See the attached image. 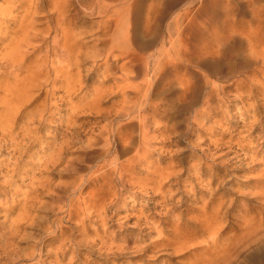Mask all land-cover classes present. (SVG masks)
<instances>
[{
    "label": "rangeland",
    "instance_id": "1",
    "mask_svg": "<svg viewBox=\"0 0 264 264\" xmlns=\"http://www.w3.org/2000/svg\"><path fill=\"white\" fill-rule=\"evenodd\" d=\"M184 1L0 0V264H264V0Z\"/></svg>",
    "mask_w": 264,
    "mask_h": 264
},
{
    "label": "bare ground",
    "instance_id": "2",
    "mask_svg": "<svg viewBox=\"0 0 264 264\" xmlns=\"http://www.w3.org/2000/svg\"><path fill=\"white\" fill-rule=\"evenodd\" d=\"M123 1H124V0H123ZM163 1H164V2L161 3V4H162V9L160 8L161 11L159 10L160 12H158V14H157L158 19H160L161 17H163V15H164L163 13H165V11H166L165 9H166L167 7L174 6V5H176L178 2H182V1H184V0H163ZM215 1H216V0H204L203 3L201 4V6L205 7V9H207L208 7H209V8H212V5H215V4L217 3V2H215ZM65 2H66V1H65ZM114 2H115V1H114ZM114 2H113V3H114ZM184 2H185V1H184ZM58 3H59V2H58ZM118 3H119V2H118ZM122 3H123V2H122ZM59 4H60V3H59ZM61 4H62V2H61ZM66 4H69V3H66ZM126 4H127V3H126ZM109 5H110V4H109ZM114 5H115V4H113V6H114ZM59 6H60V5H59ZM128 6H129V5H128ZM29 8H31V7H29ZM58 8L61 9L60 7H58ZM65 8H66V7H65ZM171 8H172V7H171ZM99 9H100V8H99ZM158 9H159V8H158ZM35 10H37V9H35ZM63 10H64V9H63ZM63 10H62V11H63ZM68 10H69V9H68ZM0 11H1V10H0ZM26 11H27V10H26ZM66 11H67V10H66ZM113 11H114V10H113ZM116 11H117V10H116ZM118 11H120V10H118ZM121 11H122V10H121ZM6 12H7V11H6ZM27 12H28V11H27ZM31 12H32V11H31ZM31 12H30V13H31ZM122 12H123V11H122ZM32 13H33V12H32ZM35 13H36V12H35ZM106 13H107V12H106ZM116 13H117V12H116ZM166 13H167V12H166ZM166 13H165V14H166ZM1 14H2V13H1ZM24 14H25V13H24ZM37 14H38V13H37ZM59 14H60V13H59ZM59 14H58V15H59ZM62 14H63V13H62ZM28 15H29V14H28ZM58 15H57V16H58ZM107 15L110 16V13L107 14ZM123 15H124V14H123ZM6 16H7V15H6ZM21 16H22V15H21ZM21 16H19V18H20ZM26 16H27V15H26ZM29 16H30V15H29ZM29 16H28V17H29ZM45 16H46V15H45ZM45 16H44V17H45ZM57 16H55V17H57ZM59 16H61V14H60ZM64 16H66V15H64ZM111 16H112V15H111ZM111 16H110V17H111ZM4 17H5V16H4ZM12 17H13V16H12ZM14 17H15V16H14ZM28 17H25V19L28 18ZM121 17H122V16L120 15V18H121ZM165 17H166V16H165ZM16 18H17V16H16ZM47 18H48V17H47ZM57 18H58V17H57ZM67 18H68V17H67ZM106 18H107V17H106ZM123 18H124V17H123ZM177 18H178V17H177ZM20 19H21V18H20ZM25 19H24V20H25ZM29 19H30V18H29ZM33 19H34V17H33ZM35 19H36V18H35ZM52 19H53V18H52ZM58 19H59V18H58ZM39 20H40V19H39ZM53 20H54V19H53ZM66 20H67V19H66ZM121 20H123V19H121ZM13 21H14V20H13ZM17 21H18V19H17ZM26 21H27V20H26ZM26 21H25V22H26ZM28 21H30V20H28ZM33 21H34V20H33ZM54 21L56 22V20H54ZM59 21H60V20H59ZM68 21H69V20H68ZM117 21H119V20H117ZM35 22H36V21H35ZM72 22H73V21H72ZM112 22H115V21H112ZM19 23H20V22H19ZM57 23H58V22H57ZM110 23H111V22H110ZM121 23H122V22H121ZM124 23H125V22H124ZM22 24H24V23H22ZM43 24H44V23H43ZM115 24H116V23H115ZM52 25H53V24H52ZM58 25H59V24H58ZM72 25H73V24H72ZM108 25H109V24H107V26H108ZM111 25H113V24H111ZM26 26L29 27V26H31V24L27 25V23H26ZM26 26H25V27H26ZM49 26H50V25H49ZM53 26H54V25H53ZM65 26H71V24H69V25H65ZM117 26H119V25H117ZM28 27H27V29H23L24 27H23V28L21 27V28H22L21 30H23L22 33H21V36H22V34H23V37H22L21 40L18 39V40L20 41L19 44H17V43H18V40L15 39V40H17V41H16V45H15V46H14V43H12V44H13V47H14L13 50H15V49H19L18 46H20L22 43L24 44L25 42L30 41V40H32V39L34 38V37H31L30 35L35 34V33L33 32V33L30 34L31 31L28 30L30 27H29V28H28ZM35 27H36V26H35ZM40 27H42V26H40ZM47 27H48V26H46V28H47ZM74 27H75V26H74ZM74 27H73V29H74ZM31 28H32V27H31ZM53 28H54V27H53ZM56 28H57V27H56ZM59 28H60V27H59ZM64 28H65V27H63V29H64ZM115 28H116V27H115ZM122 28H123V27H122ZM126 28H127V27H126ZM43 29H44V28H43ZM48 29H49V28H48ZM66 29H68V28H66ZM70 29H71V28H70ZM37 30H38V28H37ZM116 30H117V29H116ZM34 31H35V30H34ZM39 31H40V30H39ZM57 31H58V30H57ZM63 31H64V30H63ZM71 31H72V30H71ZM71 31H70V32H71ZM125 31H126V30H125ZM0 32H1V31H0ZM6 32H7V31H6ZM20 32H21V31H20ZM45 32H46V31H45ZM55 32H56V30H55ZM59 32H60V31H59ZM59 32H58V33H59ZM61 32H62V31H61ZM67 32H68V31H67ZM112 32H113V31H112ZM40 33H41V32H40ZM40 33H39V34H40ZM68 33H69V32H68ZM104 33H105V32H104ZM115 33H116V32H115ZM117 33H118V32H117ZM124 33H126V32H124ZM18 34H19V33H18ZM39 34H38V35H39ZM44 34H45V33H44ZM4 35H5V34H4ZM8 35H9V34H8ZM125 35H126V34H125ZM63 36H64V35H63ZM61 37H62V36H61ZM67 37H69V36H67ZM75 37H76V36H75ZM120 37H122V32L119 33V35L116 37V42H115V44L112 45V46H115V45L118 46V44H119V45L124 44L125 40H124V41H122L121 39L118 40V38H120ZM124 38H125V37H124ZM5 39H6V38H5ZM46 39H47V37H46ZM46 39H45V40H46ZM63 39H64V38H63ZM63 39H61V41H63ZM71 39H72V37H71ZM10 40H11V39H10ZM15 40H14V41H15ZM36 40H37V39H36ZM36 40H35V41H36ZM217 40H218V39H217ZM217 40H216V41H217ZM32 41H34V40H32ZM37 41H40V40H37ZM64 41H65V40H64ZM75 41H76V40H75ZM114 41H115V40H114ZM114 41H113L112 43H114ZM7 42H9V41H7ZM11 42H12V41H11ZM51 42H52V41H51ZM54 42H55V41H54ZM54 42H53V43H54ZM44 43H45V42H43V44H44ZM55 43H56V42H55ZM65 43H66V42H65ZM104 43H105V42H104ZM112 43H111V44H112ZM3 44H4V43H3ZM8 44H11V43H8ZM75 44H76V43H75ZM108 44H109V43H108ZM111 44H110V46H111ZM40 45H41V44H40ZM56 45H57V44H56ZM105 45H106V44H105ZM207 45H208V44H207ZM11 46H12V45H11ZM35 46H36V45H35ZM41 46H42V45H41ZM50 46H51V45H50ZM74 46H75V45H74ZM110 46H109V47H110ZM6 47H7V44H6ZM23 47H24V46H23ZM31 47H33V46H31ZM31 47H30V50L32 49ZM38 47H39V46H38ZM69 47H70V46H69ZM71 47H72V46H71ZM77 47H78V46H77ZM115 47H116V46H115ZM24 48H25V47H24ZM42 48H43V47H42ZM104 48H105V47H104ZM116 48H117V47H116ZM21 49H22V48H21ZM54 49H55V48H54ZM69 49L73 50L72 48H69ZM105 49H106V48H105ZM112 49H113V48H112ZM9 50H11V49L9 48ZM13 50H12V51H13ZM27 50H28V49H27ZM40 50H41V49H40ZM42 50H43V49H42ZM98 50H99V49H98ZM98 50H97V51H98ZM15 51H16V50H15ZM23 51H24V49H23ZM214 51H215V50H214ZM16 52H17V51H16ZM33 52H34V51H33ZM56 52H57V51H56ZM68 52H69V51L67 50V53H68ZM74 52H75V51H74ZM100 52H101V51H100ZM120 52H121V51H120ZM120 52H119V53H120ZM123 52H124V51H122L121 54H122ZM125 52H127V51H125ZM259 52H260V51H259ZM8 53H12V52H8ZM24 53H25V52H24ZM31 53H32V52H31ZM39 53H40V52H39ZM105 53H106V52H105ZM2 54L7 55V54L5 53V51L2 52L1 55H2ZM14 54H15V53H14ZM14 54H13L12 56H13V57H16V55L14 56ZM16 54H18V53H16ZM20 54H21V52H20ZM35 54H37V52H36ZM114 54H115V52H114ZM1 55H0V56H1ZM8 55H10V54H8ZM32 55H33V54H32ZM115 55H116V54H115ZM131 55H132V54H131ZM191 55H192V54H191ZM193 55H194V54H193ZM12 56H8V60L10 61V63H12V60H11V59H14V58H12ZM19 56H20V55H19ZM19 56H18L16 59H18ZM56 56H57V55H56ZM66 56H67V55H66ZM66 56H65V57H66ZM68 56H69V55H68ZM72 56H73V55H72ZM129 56H130V55H129ZM129 56H128V57H129ZM195 56H196V55H195ZM1 57H2V56H1ZM5 57H6V56H5ZM22 57H23V56H21L20 59H21ZM26 57H27V56H26ZM34 57H35V55H34ZM70 57H71V55H70ZM111 57H112V56H111ZM120 57H121V56H120ZM193 57H194V56H193ZM200 57H202V56H200ZM71 58L73 59L74 57H71ZM194 58H196V57H194ZM27 59H30V58H27ZM75 59H76V58H75ZM115 59H116V58H115ZM124 59H125V58H124ZM198 59H199V58H198ZM213 59H214V58H213ZM8 60H7V61H8ZM25 60H26V59H25ZM30 60H31V59H30ZM30 60H29V61H30ZM32 60H33V58H32ZM32 60H31V61H32ZM67 60H69V59H67ZM76 60H78V59H76ZM104 60H105V59H104ZM121 60H122V59H121ZM121 60H120V61H121ZM200 60H201V58H200ZM9 61H8V62H9ZM14 61H15V59H14ZM31 61H30V62H31ZM34 61H35V59H34ZM54 61L56 62V60H54ZM54 61H53V62H54ZM74 61H75V60H74ZM114 61H115V60H114ZM205 61H206V60H205ZM2 62H3V61H2ZM4 62H5V60H4ZM8 62H7V64H8ZM25 62H26V61H25ZM25 62H24V63H25ZM37 62H38V61H37ZM37 62H36V64H37ZM71 62H73V61H71ZM216 62H217V61H216ZM13 63H14V62H13ZM33 63H35V62H33ZM33 63H31L30 65H32ZM38 63H39V62H38ZM47 63H48V62H47ZM107 63H109V61H108ZM112 63H113V62H112ZM120 63H121V62H120ZM0 64H2V63H0ZM3 64H4V63H3ZM7 64H6V65H7ZM19 64H20V62H19ZM25 64H26V63H25ZM55 64H56V63H55ZM55 64H53V65H55ZM67 64H68V63H67ZM76 64H77V63H76ZM76 64H74V65H76ZM125 64H126V63H125ZM213 64H214V62H211V63H210L211 66H212ZM65 65H66V64H65ZM105 65H106V63H105ZM108 65H109V64H108ZM117 65H118V64H117ZM119 65H120V64H119ZM208 65H209V64H208ZM0 66H1V65H0ZM3 66H4V65H3ZM18 66H19V65H18ZM27 66H28V65H27ZM27 66H26V68H27ZM46 66H47V64H46ZM71 66H73V64H72ZM121 66H122V65H121ZM205 66H206V64H205ZM213 66H215V64H214ZM10 67H12V66H10ZM14 67H15V66H14ZM34 67H37V66H34ZM47 67L49 68V66H47ZM61 67H63V66H61ZM61 67H59V68L61 69ZM2 68H3V67H2ZM37 68L39 69L40 67L38 66ZM63 68H64V67H63ZM7 69H8V67H7ZM31 69H32V68H31ZM64 69H65V68H64ZM0 70H1V69H0ZM26 70H27V69H26ZM44 70H46V68H45ZM44 70H43V71H44ZM69 70H70V69H69ZM72 70H73V69H72ZM6 71H7V70H6ZM27 71H28V70H27ZM30 71H31V70H30ZM53 71H54V70H53ZM15 72H16V71H15ZM58 72H59V71H58ZM69 72H70V71H69ZM11 73H12L11 70H9V71H7L6 74H7V75H11ZM20 73H21V72H20ZM28 73H29V72H28ZM60 73H61V72H60ZM65 73H66V72H65ZM65 73H63V74H65ZM0 74H1V72H0ZM18 74H19V73H18ZM30 74L32 75V72H31ZM30 74H29V75H30ZM31 75H30V78H31ZM69 75H70V74H69ZM23 76H24V75H23ZM33 76H34V75H33ZM36 76H37V74H36ZM40 76H41V75H40ZM52 76H53V72H52ZM62 76H64V75H62ZM67 76H68V74H67ZM74 76H75V74H74ZM13 77H14V76H13ZM25 77H26V76H25ZM71 77H72V76H71ZM10 78H11V77H10ZM15 78H16V76H15ZM32 78H33V77H32ZM35 78H36V77H35ZM37 78H38V77H37ZM59 78H60V77H59ZM66 78H67V77H66ZM68 78H69V77H68ZM2 79H3V78H2ZM8 79H9V78H8ZM21 79H22V78H21ZM42 79H43V78H42ZM62 79L65 81V78H62ZM74 79H75V78H72V80H74ZM0 80H1V79H0ZM3 80H4V79H3ZM3 80H2V81H3ZM10 80H13V78L10 79ZM24 80H25V79H24ZM67 80H68V79H67ZM72 80H71V81H72ZM7 81H9V80H7ZM19 81H20V80H19ZM28 81H29V80H28ZM33 81H35V80H33ZM37 81H38V80H37ZM61 81H62V80H61ZM64 81H63V82H64ZM23 82H24V81H23ZM23 82H22V84H24ZM45 82H46V81H45ZM68 82H69V81H68ZM72 82H73V81H72ZM6 83H7V82H6ZM13 83H14V81H13ZM20 83H21V82H20ZM20 83H19V86H20ZM25 83H27V82H25ZM39 83H40V82H39ZM59 83H60V82H59ZM1 84H2V82H1ZM36 84H37V83H36ZM65 84H66V83H65ZM71 84H72V83H71ZM11 85H12V84H11ZM26 85H27V84H26ZM37 85H38V84H37ZM46 85H47V84H46ZM61 85H62V84H61ZM74 85H76V84H74ZM7 86H9V85H7ZM7 86H6V87H7ZM12 86H13V85H12ZM21 86H22V85H21ZM24 86H25V85H24ZM34 86H35V85H34ZM2 87H5V86L3 85ZM61 87H62V86H61ZM64 87H65V90H66V89H67V86L64 85ZM64 87H63V88H64ZM72 87H73V86H72ZM17 88H18V87H15V86H14L13 88H8V87H7L5 90L3 89V90L6 91L8 94H10V96H12V97H16V100H13V99L11 100V101H16L15 103L12 102V103H14V104H16L17 102L19 103L20 101L24 100L25 97L27 98V96H28L27 93L25 94V92H27V89H26V88H24V87L21 88V89H17ZM34 88H35V87H34ZM215 88H216V87H215ZM0 90H1V89H0ZM3 90H2V91H3ZM21 90H22V91H21ZM34 90H35V89H34ZM72 90H73V88H72ZM72 90H71V91H72ZM2 91H1V93H3ZM43 91H44V90H43ZM66 91H67V90H66ZM66 91H65V92H66ZM15 92H17V94H19V96H18ZM37 92H38V91H37ZM210 92H211V91H210ZM1 93H0V95H1ZM4 93H5V92H4ZM21 93H24V95H27V96L23 97V94H21ZM30 93H31V92H30ZM30 93H29V95H30ZM35 93H36V92H35ZM35 93H34V94H35ZM41 93H42V92H41ZM46 93H47V92H46ZM71 93H72V92H71ZM239 93H240V92H239ZM12 94H14V95H12ZM31 94H33V92H32ZM72 94H73V93H72ZM74 94H75V93H74ZM210 94H211V93H210ZM65 95H66V93H65ZM68 95H69V94H68ZM1 96H2V95H1ZM30 96H31V95H30ZM37 96H38V95H37ZM4 97H5V96H4ZM12 97H10V98H12ZM67 97H68V96H67ZM210 97H211V96H210ZM210 97H209V98H210ZM5 98H6V97H5ZM10 98H9V99H10ZM28 98H29V96H28ZM35 98H36V97H35ZM68 98H69V97H68ZM14 99H15V98H14ZM45 99L47 100V98H45ZM69 99H70V98H69ZM32 100H33V99H32ZM93 100H95V99H93ZM0 101H3V100L0 99ZM7 101H8V100H7ZM9 102H10V101H9ZM24 102H25V101H24ZM42 102H43V101H42ZM42 102H41V103H42ZM5 103H6V102H5ZM25 103H26V102H25ZM45 103H46V101H45ZM125 103H126V102H125ZM129 103H130V100H129ZM3 104H4V102H3ZM6 104L9 105V103H6ZM20 105H21V104H20ZM23 105H24V104H23ZM41 105H42V104H40L39 106H41ZM44 105H45V104H44ZM71 105H72V104H71ZM126 105H127V104H126ZM15 106H16V105H15ZM127 106H128V105H127ZM5 107H8V106H5ZM17 107H18V105L16 106V108H17ZM20 107H21V106H20ZM41 107L43 108V105H42ZM139 107H141V106H139ZM3 108H4V106H3ZM11 108H12V104H11ZM14 108H15V107L13 106L12 109H14ZM39 108H40V107H39ZM39 108H37V109L39 110ZM47 108H48V107H47ZM74 108H75V107H74ZM128 108H129V107H128ZM6 109H10V108L8 107V108H6ZM72 109H73V108H72ZM72 109H71V110H72ZM77 109H78V107H77ZM123 109H127V108H123ZM16 110H17V109H16ZM127 110H128V109H127ZM42 111H43V109H42ZM120 111H121V110H120ZM0 112H1V111H0ZM7 112H8V111H7ZM9 112H10V111H9ZM19 112H20V111H19ZM37 112H38V111H37ZM71 112H72V111H71ZM74 112H75V111H74ZM132 112H133V111H132ZM16 113H17V112H16ZM38 113H40V110H39ZM123 113H124V112H123ZM3 114H5V113H3ZM3 114H1V115H3ZM8 114H9V113H8ZM8 114H5V115H8ZM10 114H11V113H10ZM12 114H13V113H12ZM14 114H15V113H14ZM1 115H0V119L2 118ZM39 115H40V114H39ZM44 115H45V114H44ZM10 116H11V115H10ZM17 116H18V115H17ZM37 116H38V115H37ZM41 116H42V115H41ZM12 117H13V116H12ZM14 117H15V115H14ZM4 118H5V117H4ZM4 118H3V120H5V123H6V119H7V118H6V119H4ZM9 118H11V117H8V119H9ZM25 118H27V117H25ZM39 118L42 119V117H39V116H38V119H39ZM11 119H12V118H11ZM19 119H20V118H19ZM24 120H25V119H24ZM32 120H34V119H32ZM0 121H1V120H0ZM16 121H17V120H16ZM16 121H15V122H16ZM29 121H30V120H29ZM29 121H28V122H29ZM11 122L14 123L13 121H11ZM8 123H9V121H8ZM8 123H7V124H8ZM24 123H25V122H24ZM37 123H38V122H37ZM22 124H23V123H22ZM27 124H28V123H27ZM27 124H25V126H26ZM0 125H3V126H4V123H2V124H0ZM16 125H17V124H16ZM8 126H9V125H7V127H6L7 129H9ZM11 126H12V125H11ZM9 127H10V126H9ZM0 128H2V127H0ZM23 128H24V126H23ZM27 128H29V126H28ZM27 128H25V129L27 130ZM7 129H6V130H7ZM25 129H24V130H25ZM31 129H32V127H31ZM4 131H5V130H4ZM9 131H10V130H9ZM9 131H8V132H9ZM27 131H29V130H27ZM30 131H31V130H30ZM0 132H2V131H0ZM16 132H17V131H16ZM18 132H19V131H18ZM25 132H26V131H25ZM6 133H7V132H6ZM10 133H11V132H10ZM14 133H15V132H14ZM14 133H12V134H14ZM24 134H25V133H24ZM12 136H13V135H12ZM21 136H23V135H21ZM10 137H11V136H10ZM13 137H14V136H13ZM7 138H8V137H7ZM19 139H20V137H19ZM13 141H14V140H13ZM15 142H16V141H15ZM15 142H14V143H15ZM6 143H7V142H6ZM17 144H18V143H17ZM15 145H16V144H15ZM220 146H221V145H220ZM13 147H14V146H13ZM14 149H15V148H14ZM217 149H218V148H217ZM16 160H17V159H15V161H16ZM121 165H122V164H121ZM123 167H124V166H123ZM120 168H122V167H120ZM122 169H123V168H122ZM15 170H16V169H15ZM6 171H7V170H6ZM121 173H122V172H121ZM121 173H120V175H121ZM118 179H119V178H118ZM121 181H122V180H121ZM222 213H223V212H222ZM225 213H226V211H225ZM217 214H218V213H217ZM223 214H224V213H223ZM223 214H222V215H223ZM219 217H220V215H219ZM222 218H223V217H222ZM217 219H218V218H217ZM221 220H222V219H221ZM207 221H208V220H207ZM217 221H219V220H217ZM209 222H210V221H209ZM219 222H221V221H219ZM222 222H223V221H222ZM222 222H221V223H222ZM254 222H255V221H254ZM211 223H212V222H211ZM206 224H207V223H206ZM215 224H217V223H215ZM242 224H243V223H242ZM251 224L253 225V223H251ZM213 226H214V225H213ZM218 226H219V225H218ZM261 227H262V226H261ZM248 228H250V227H248ZM242 229H243V228H242ZM245 229H246V228H245ZM251 230H252V229H251ZM255 230H256V229H255ZM252 231H253V230H252ZM257 231L259 232V230H257ZM253 232H254V231H253ZM184 233H185V232H184ZM195 233H196V232H195ZM216 233H217V232H216ZM262 233H264V232H262ZM187 234H188V233H187ZM193 234H194V233H193ZM193 234H192V235H193ZM196 234H197V233H196ZM196 234H195V235H196ZM260 234H261V233H260ZM185 235H186V234H185ZM185 235H184V236H185ZM211 235H212V234H211ZM234 235H235V234H234ZM255 235H256V234H255ZM178 236H179V235H178ZM181 236H182V235H181ZM220 236H221V235H220ZM244 236L246 237V235H244ZM247 236H248V235H247ZM257 236H258V235H257ZM234 237H235V236H234ZM245 237H244V238H245ZM252 237H253V236H252ZM261 237H264V236H261ZM173 238H175V237H173ZM179 238H180V237H179ZM250 238H251V237H250ZM254 238H255V237H254ZM256 238H258V237H256ZM256 238H255V239H256ZM227 239H228V238H227ZM235 239H236V238H235ZM245 239H246V238H245ZM255 239H254V240H255ZM175 240H176V239H175ZM211 240H212V239H211ZM220 240H221V238H220ZM178 241H179V240H178ZM224 241H225V240H224ZM226 241H227V240H226ZM226 241H225V242H226ZM229 241H230V240H229ZM242 241L244 242V239H243ZM242 241H241V242H242ZM258 241H259V240H258ZM180 242H181V241H180ZM214 242H215V241H214ZM241 242H240V243H241ZM243 242H242V243H243ZM250 242H251V241H250ZM256 242H257V240H256L254 243H256ZM191 243H192V242H191ZM209 243H210V242H209ZM219 243H220V242H219ZM240 243H239V244H240ZM251 243H253V242H251ZM169 244H170V243H169ZM178 244H179V243H178ZM193 244H194V242H193ZM180 245H181V244H180ZM208 245H209V244H208ZM236 245H238V244H236ZM244 245H246V244H244ZM247 245H248V244H247ZM251 245H252V244H251ZM251 245H249V246H251ZM162 246H163V245H162ZM164 246H165V245H164ZM172 246H173V244H172ZM167 247H168V246H167ZM176 247H177V246H176ZM235 247H236V246H235ZM171 248H172V247H171ZM227 248H228V247H227ZM247 248H248V247H247ZM184 249H185V247H184ZM209 249H210V248H209ZM211 249H213V248H211ZM235 249H236V248H235ZM173 250L175 251L176 249L173 248ZM178 250H179V249H178ZM180 250H183V249H180ZM227 250H228V249H227ZM243 250H244V249H241V252H242ZM218 251H219V250H218ZM223 251H224V250H223ZM228 251H229V250H228ZM230 251H231V253H233L231 249H230ZM241 252L238 253V255L241 254ZM200 253H201V252H200ZM224 253H226V252H224ZM227 253H228V252H227ZM202 254H203V253H202ZM204 254H205V253H204ZM224 255H225V254H224ZM224 255H223V257H224ZM229 255H230V254H229ZM238 255H237V256H238ZM235 256H236V255H235ZM237 256H236V258H237ZM226 257H227V256H225L224 258H226ZM232 257H233V256H232ZM224 258H223V259H224ZM261 258H262V257H261ZM189 259H190V258H189ZM189 259H188V260H189ZM192 259H193V258H192ZM216 259H217V258H216ZM220 259L222 260V258H220ZM188 260H186V261H188ZM200 260H201V258H200ZM231 260H233V259H231ZM253 260H254V258H253ZM255 260H256V259H255ZM262 260H264V259H262ZM195 261H196V259H195ZM227 261H229V259H227ZM256 261H257V260H256ZM204 262H205V261H204ZM213 262H214V259H213ZM213 262H211V263L214 264ZM181 263H182V262H181ZM187 263H188V262H187ZM187 263H185V264H187ZM245 263H246V262H245ZM207 264H209V263H207ZM222 264H223V263H222ZM230 264H231V263H230Z\"/></svg>",
    "mask_w": 264,
    "mask_h": 264
}]
</instances>
